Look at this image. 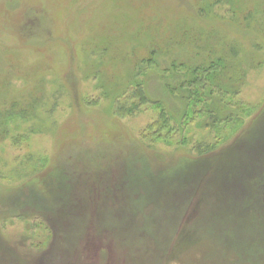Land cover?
Wrapping results in <instances>:
<instances>
[{"label":"rangeland","instance_id":"374dc122","mask_svg":"<svg viewBox=\"0 0 264 264\" xmlns=\"http://www.w3.org/2000/svg\"><path fill=\"white\" fill-rule=\"evenodd\" d=\"M0 264H264V0H0Z\"/></svg>","mask_w":264,"mask_h":264},{"label":"trees","instance_id":"16d2710c","mask_svg":"<svg viewBox=\"0 0 264 264\" xmlns=\"http://www.w3.org/2000/svg\"><path fill=\"white\" fill-rule=\"evenodd\" d=\"M156 51L153 49L151 51V55H155ZM152 58L150 60H147L146 63L149 65L152 64ZM154 64V63H153ZM155 65V64H154ZM175 68L173 65L171 68ZM224 67V63L222 59L218 58L216 60L210 61L207 65L205 66H193V67H188L186 68V78L182 77L180 78V81L178 84L176 83L174 86L171 84H166V87L170 94L172 93H177L180 98L183 101H186L188 103V109L191 110L193 109L194 106L198 104H203L205 98H209V96L212 94V90L210 91H204V89H207V84L208 82L212 83L215 73L217 72V69H222ZM185 75V74H184ZM214 86V83H213ZM215 87V86H214ZM217 89L219 92H227L222 90V88L218 85H216ZM141 86H135L133 88H130L126 92V98L123 99L122 104L126 106L128 105L129 101L133 100L134 97H132L133 94H136V98L139 100H145L144 95L140 91ZM225 95V94H222ZM156 104H159L157 102ZM211 106L204 107L203 105L201 106L199 110L200 114L205 113L206 117H208L209 121L211 124H214L219 120L218 115H216V111H218L217 106L214 107V102L212 103ZM127 110V109H126ZM128 111V110H127ZM192 111V110H191ZM165 114L164 110H161V118ZM166 122L163 123L165 127ZM212 125V126H214ZM149 144H151L153 141L148 140L147 141Z\"/></svg>","mask_w":264,"mask_h":264},{"label":"bare ground","instance_id":"6f19581e","mask_svg":"<svg viewBox=\"0 0 264 264\" xmlns=\"http://www.w3.org/2000/svg\"><path fill=\"white\" fill-rule=\"evenodd\" d=\"M104 204H105L106 209H109L112 205H114L113 203L110 204V203H108V202H104ZM114 207H115V205H114ZM125 251H126V250H125Z\"/></svg>","mask_w":264,"mask_h":264}]
</instances>
